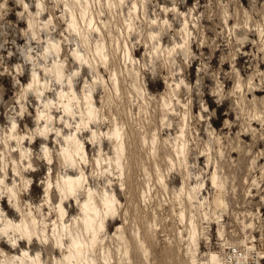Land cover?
Returning <instances> with one entry per match:
<instances>
[{
	"label": "rangeland",
	"instance_id": "obj_1",
	"mask_svg": "<svg viewBox=\"0 0 264 264\" xmlns=\"http://www.w3.org/2000/svg\"><path fill=\"white\" fill-rule=\"evenodd\" d=\"M65 1L0 0V217L17 222L30 209L50 235L46 181L50 189L66 172L83 174L64 202L67 224L87 187L116 198L91 254L96 264L104 249L109 264H193L191 248L194 264H214L233 245L264 264V0H88L94 25L73 8L84 43ZM76 48L89 62L74 57ZM84 93L97 115L87 125L79 123ZM68 95L72 113L62 111ZM74 133L85 159L63 162ZM11 238L21 236L0 229V264L22 248L40 264L62 255L39 237L16 246ZM125 244L126 253L117 250Z\"/></svg>",
	"mask_w": 264,
	"mask_h": 264
},
{
	"label": "bare ground",
	"instance_id": "obj_2",
	"mask_svg": "<svg viewBox=\"0 0 264 264\" xmlns=\"http://www.w3.org/2000/svg\"><path fill=\"white\" fill-rule=\"evenodd\" d=\"M132 4H133L132 5L133 9L135 10L136 3L133 2ZM64 5H66L67 8L69 9L68 25L71 26V29L73 31L77 32L79 35L82 36V43H84L86 37L84 38V34L82 35L78 24L75 22L76 13H74L73 8L75 6L77 7L80 18L82 19V21H84V23H86L87 26L92 24V22L94 25L96 20L93 13H86V9L88 8V0H67L65 1ZM96 29H98V25H96ZM48 47H51L54 51L57 52L56 43L51 42L48 45ZM102 48H103L102 43L99 42L95 43L94 45L95 52L100 53ZM73 55L77 60H84L85 62H89V58L82 55L77 48L73 51ZM51 72L53 73L55 78H58L60 76L62 70L58 62L56 61L52 62ZM32 81L38 83L40 82V79L33 76ZM113 82L114 85H116L115 79H113ZM29 84L31 85V82ZM70 92L71 95L73 96L74 90L72 86H70ZM58 95L60 96L61 94L58 93ZM69 100H70V95H68L66 100L64 99L61 100L62 111L64 113H72V110H70ZM83 105L84 107L79 117L80 118L79 123L82 125H87L88 123H90V121L95 120L97 116L95 112V107L93 106L92 103V98L89 94L84 93ZM39 115L40 116L42 115L47 119L48 112L40 113ZM116 126H114V128L110 132V136L115 141V145L113 148L115 152L114 163L116 167H119L121 152L123 149V141L121 138V133ZM44 128L46 129L47 125H45ZM19 145L20 144H18V146ZM83 145L84 144L80 141V139L77 137L75 133L73 135H70L69 137H66L65 143L61 148V155L63 162L74 163L78 158L85 159L84 157L86 152ZM180 147L182 148V146ZM181 148H179L180 149L179 152H181L182 150ZM22 154L23 152L21 151L20 148V156ZM98 159L99 158H96V162H98ZM16 167L17 166L15 165L14 169ZM78 169L79 172H81V167H79ZM83 179H84L83 174L79 175V174H71L69 172H66L55 179V184H52L50 189H49V185L53 181L50 179L46 181L45 198L47 201L50 200L49 204L52 206V208H54L53 211L55 213V217H53V212L51 213V217L53 221L51 223L50 235L48 234L47 231H45L46 226H42L40 228L38 227L37 219L30 209H28V211L25 212L21 216V218L17 220V222L12 221L7 217L5 218L0 217V220L2 222V226L0 227L1 231L7 232V230L9 229V232H14V235L18 234L21 236V239L15 240L14 238H11V244L15 246L18 245L20 241H26L30 244L32 240H34L37 237L40 238V241L46 240L47 247H50L52 249L53 248L59 249L61 251L62 254L61 257H54L56 263L58 264H96L93 257H91V254L92 252H94L93 249L96 242H98L101 239L103 233L102 231L105 228V222L109 219H112L115 216L117 209L116 198L112 193L106 192L105 189L101 191L99 198H97L95 192L92 191L90 187H87L84 190V197L78 203V208H79L78 217L73 218V220L67 224L66 222L67 210L65 208L64 202L69 201V199H71V195L74 196L75 194H77V190H79L78 187H81ZM212 181L215 182L213 178ZM54 186L58 188L59 191L58 197H57V193L55 192L53 193ZM14 194L15 192L12 189H10L9 196ZM192 198L193 195L189 191L187 193V200L190 204L192 203ZM213 202L216 205L220 204L222 202L220 196L215 195L213 198ZM43 222H45V220H43ZM189 223L191 224L190 226L191 229L189 231L188 237L190 239V242L194 243L195 229L192 226L193 223L191 218H189ZM39 231L41 232V235H39L40 234ZM116 235L118 240L124 241V237L122 236L123 235L122 233H118ZM52 243H54L55 245H53ZM228 247L231 246H227L226 248ZM233 247L235 246L233 245ZM107 248L106 251H108ZM143 248H145V246ZM239 249L241 250L240 252L242 256L238 259L237 264H241V262L242 264L244 263L251 264L252 262H250V259H247L248 250L246 251L243 248H239ZM117 250L120 252L123 250V253H126L127 244H125L124 248H120L117 246ZM191 252H192L191 259L194 264L196 263L197 258L194 255L195 253L194 249L191 248ZM101 255H102L103 263L109 264L110 260L107 257L108 254L105 253V249L102 251ZM261 256L264 257V251L262 252ZM8 259L11 261V264H40L41 261L38 254L33 256L26 250V248H22V252L20 254L18 253L8 256ZM254 262L260 263L259 260H255ZM219 263L223 264L222 254H220V260L219 258H217L214 264H219ZM200 264H209V263L206 260H201Z\"/></svg>",
	"mask_w": 264,
	"mask_h": 264
},
{
	"label": "built area",
	"instance_id": "obj_3",
	"mask_svg": "<svg viewBox=\"0 0 264 264\" xmlns=\"http://www.w3.org/2000/svg\"><path fill=\"white\" fill-rule=\"evenodd\" d=\"M239 248L238 246L235 247L231 246L223 250L221 252L223 258V264H237L238 259L242 256L240 252L241 250ZM256 264H260V263H256Z\"/></svg>",
	"mask_w": 264,
	"mask_h": 264
}]
</instances>
